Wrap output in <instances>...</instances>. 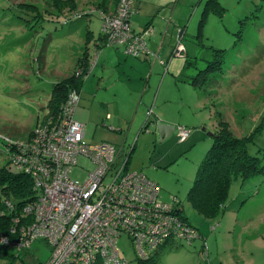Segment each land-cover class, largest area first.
Instances as JSON below:
<instances>
[{
	"label": "rangeland",
	"instance_id": "obj_1",
	"mask_svg": "<svg viewBox=\"0 0 264 264\" xmlns=\"http://www.w3.org/2000/svg\"><path fill=\"white\" fill-rule=\"evenodd\" d=\"M71 1L75 8L68 4L59 10L55 0H0V132L6 136L24 140L48 112L53 85L74 74L76 59L84 48L94 55V39L100 32L99 0ZM154 1L144 0L135 27L131 24L133 29L145 30L147 41H158V31L167 23L168 32L174 28L175 42L183 47L176 46L180 45L187 55L172 57L177 62L176 70L165 71L162 66L147 103L141 99L149 91L126 80L124 60L115 51L123 53L125 59L142 58L126 54L115 44L97 47L99 53L90 72L86 78H79L80 100L74 118L84 125L85 142L106 141L118 147L124 144L127 149L133 146L128 168L142 171L155 181L160 199L178 203L181 214L200 230L189 245L161 248L158 264H190L189 256L195 259L191 264H197L200 244L203 256L208 255L205 261H214L215 240L220 237L227 239L217 249L222 264H264V171L245 180L234 179L224 210L216 216H205L187 197L221 122L235 136L250 135L247 150L264 165V0H159L161 3L155 5L158 10L151 6L147 11L148 2ZM117 4L118 0L114 10ZM72 10L92 13L63 25L57 21ZM146 18L150 27L142 30ZM85 29L89 30L87 38L81 32ZM214 54L222 59V66L211 80L212 93L206 88L208 100L190 83L192 75L187 70L194 75ZM163 72L166 79L158 93ZM136 88L137 92L131 91ZM115 89L118 93L126 91L128 98L115 101ZM158 94L165 118L176 127L189 129V140L179 142L177 131L159 140L153 113L151 119L146 117L147 107ZM4 147L0 138V168L18 172L14 165L6 164ZM90 167L92 164L80 156L70 177L81 180ZM117 246L125 264H137L126 233L118 237ZM5 251L13 256H0V264H43L49 255V247L42 241L28 250ZM224 251L238 256L231 260Z\"/></svg>",
	"mask_w": 264,
	"mask_h": 264
},
{
	"label": "built area",
	"instance_id": "obj_2",
	"mask_svg": "<svg viewBox=\"0 0 264 264\" xmlns=\"http://www.w3.org/2000/svg\"><path fill=\"white\" fill-rule=\"evenodd\" d=\"M134 11L133 0H118L112 12L99 10L102 41L152 62L158 51L147 46L145 30L136 32L131 27ZM176 44L172 54L182 56L183 46ZM98 53L94 46L87 71L76 68L74 73L88 75ZM79 100V92L70 89L58 113L41 119L24 140L0 133L7 160L30 176L35 195L10 221L9 232L17 239L0 232V245L19 251L42 241L49 247L43 264H125L117 246L123 233L142 260L161 247L190 244L199 236L197 229L181 218L176 206L160 199L155 181L128 168L132 146L84 141V125L73 116ZM151 114L149 107L147 119ZM175 131L179 142L190 132L185 126H175ZM80 156L92 167L83 179H72L70 171Z\"/></svg>",
	"mask_w": 264,
	"mask_h": 264
},
{
	"label": "trees",
	"instance_id": "obj_3",
	"mask_svg": "<svg viewBox=\"0 0 264 264\" xmlns=\"http://www.w3.org/2000/svg\"><path fill=\"white\" fill-rule=\"evenodd\" d=\"M68 4L71 6L73 5L75 8V5L71 0H55L54 3L59 10L65 9ZM91 13L92 11L89 10H72L67 14L64 13L61 15L57 21L63 25L75 19L90 17ZM94 40V46L99 47L105 45L102 41L101 32H99L98 37ZM217 50L224 51L221 49ZM89 58L90 53L87 48H84L81 55L76 59V67L86 72ZM221 66L222 59L214 54L213 58L208 60L203 68L198 69L194 75L190 76V83L199 89H205L204 91H206V93V88H208L209 92L212 93L211 85H213V82H211V80L220 72ZM82 75L85 78L87 76L84 73H74L57 81L53 85L48 102L49 110L42 119H45L48 116H54L58 113L61 104L67 97L68 91L70 89L78 91L79 78ZM221 123L223 124L219 129L212 134V144L209 146L201 160L194 182L187 194L190 203L198 211L208 217L216 216L224 210L223 207L228 198L229 187L234 179L238 178L240 180H245L264 171V165L261 164L260 158L256 155H250L247 150V142L251 136H235L227 129L224 122ZM0 133L2 134V132ZM2 152H4V150H2ZM6 164H10V162L8 161ZM0 192L3 194V199L0 200V232H3V234L8 235L11 239L15 240L17 239V235H12L9 232L10 221L12 218L18 216L24 205L35 197L32 189V179L29 175L21 171L10 172L5 167H1ZM9 202L11 203L9 204ZM169 204L176 206L181 214L182 208L178 203ZM180 216L186 223L191 224L184 215L181 214ZM182 244L186 243L178 242L175 243L174 246ZM7 248L10 247L0 245V256L5 254L13 256L5 251ZM160 249L155 250L150 255L149 259L142 260L135 258L136 263L158 264V254ZM199 252H201V250Z\"/></svg>",
	"mask_w": 264,
	"mask_h": 264
},
{
	"label": "crops",
	"instance_id": "obj_4",
	"mask_svg": "<svg viewBox=\"0 0 264 264\" xmlns=\"http://www.w3.org/2000/svg\"><path fill=\"white\" fill-rule=\"evenodd\" d=\"M116 1L117 0H99V2H98L97 5L99 6V8L101 10H103L105 12H112L114 10ZM143 3H144V0L143 1L142 0H135V2L133 3L134 8H135V11L133 12V14H132V16L130 18L131 24L133 23V26H134V24L138 20V15L140 13V7H141V5ZM160 3L161 2L159 0L154 1V2H151V3L148 2L147 11L150 10L151 6H154V9L158 10L159 7L158 6H155V5L156 4H160ZM153 17H157V16H153ZM149 23H150V21L148 20V18H146L144 20V22H143V27L141 29L143 30L147 25H149ZM74 27H76V26H74ZM131 27H132V25H131ZM169 30H170L169 29V26L166 23V26L163 28V30L161 32L158 31V35L156 36L158 38V41L157 40L154 41L153 39H150L149 41H147V46L151 50L158 51V57L154 61H152V62L147 57H141L142 58L141 60H137V59H127V58L125 59V55H123V53H121L120 51H117V50L115 51V54L117 55V57L124 60V64H125L124 67H125L126 72H127V74H126L127 79L126 80L129 83H131L132 85H137V84L139 86L142 85L144 87V89H146L147 91H149L146 95L144 94V96L141 99L142 101H146L147 103L149 102V99H150L151 89H153L154 84L158 80L159 72L162 70V66H164V64H166L165 71H167L168 69H170L172 71L177 69V62L175 61V59L172 58V57H176V56L175 55L174 56L171 55V51L174 48V45L176 44V42H175V30H174V28H172L171 31L168 32ZM88 31H87V29H85V31L81 30V32L83 34H85L84 38H87L88 37L87 36ZM136 32H140V31H136ZM186 55H187L186 52H183V55L182 56L185 57ZM142 60H145L146 62H143ZM160 60L162 62H164V63H160ZM201 68H203V66ZM187 73H190V75H193L192 74V70H189L188 69L187 70ZM194 74H195V71H194ZM165 79H166V75L163 72L162 75H161V82L158 85L159 86V89H157V92L158 93L160 92V90L162 88V85H163ZM131 91L132 92L133 91L137 92L138 91V88H136V90H133L132 89ZM198 91L200 92V94L202 95V97H204L205 99H208L209 100V97L210 96H208V94L206 93V91L201 90V89L198 90ZM123 97H127L128 98V93L126 91H122V92L118 93V91L115 89V101L116 100H119V99H121ZM164 100H165V102H168L169 101V98L166 97V98H164ZM161 101L162 100L159 98V94H158L157 97L153 99L151 105L148 106L146 104V106H148L147 109L149 107L152 108L153 119L155 118V122H157V123H168V124L174 125V122H172V121H170V120H168V119L165 118L164 113H163V111H165V109H162V107H161ZM155 102L158 103V105H159V107H157V109H155ZM140 106H142V105H140ZM157 110L159 111L160 114H157L158 113ZM157 115H159V116H157ZM150 117H151V115H150ZM149 119H151V118H149ZM118 131L120 132V130H118ZM189 138L190 137H188L187 140H189ZM187 140H185V141H187ZM122 145H124V144H122ZM201 235H202V233H201ZM216 236H219V235H216ZM229 236H231V234H227L226 235V237H229ZM225 240H227V239L226 238L223 239L221 237L219 239H216L215 240V243H216V254H217V256L218 255H221V254H219V252H217V249H218V247H219L220 244L225 243ZM204 242H205V238H203V243ZM202 246H203V244L202 245L200 244L199 245V248L197 247V258H199L197 260V264H222L223 263V260L221 258L219 260L217 258V256L215 257L216 260H214V261L212 259H209V262L205 261V259L208 258V255H207V258H206V257L203 256V254L201 252H199L200 250L202 251ZM187 251L190 252L189 250H187ZM208 252L209 251H207V253ZM223 253H224V255L227 254L228 258H231V260L234 259L235 256H238L237 253L234 254V253H230L228 251H224ZM209 256H210V254H209ZM189 258H190V264L195 261V259H193L192 257L189 256Z\"/></svg>",
	"mask_w": 264,
	"mask_h": 264
},
{
	"label": "water",
	"instance_id": "obj_5",
	"mask_svg": "<svg viewBox=\"0 0 264 264\" xmlns=\"http://www.w3.org/2000/svg\"><path fill=\"white\" fill-rule=\"evenodd\" d=\"M147 125H148V123H147ZM144 126H145V124H144ZM156 129L158 130L159 140L161 141V140L167 138L175 130V126L168 124V123H157Z\"/></svg>",
	"mask_w": 264,
	"mask_h": 264
},
{
	"label": "bare ground",
	"instance_id": "obj_6",
	"mask_svg": "<svg viewBox=\"0 0 264 264\" xmlns=\"http://www.w3.org/2000/svg\"><path fill=\"white\" fill-rule=\"evenodd\" d=\"M73 116H74V114H73Z\"/></svg>",
	"mask_w": 264,
	"mask_h": 264
}]
</instances>
